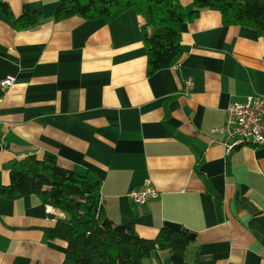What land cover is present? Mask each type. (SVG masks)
Instances as JSON below:
<instances>
[{"label":"crops","instance_id":"crops-1","mask_svg":"<svg viewBox=\"0 0 264 264\" xmlns=\"http://www.w3.org/2000/svg\"><path fill=\"white\" fill-rule=\"evenodd\" d=\"M58 1L0 0L15 18L41 16L18 29L0 9V82L14 77L0 87V185L13 161L52 156L100 178L98 224L153 240L169 222L195 236L183 255L155 250L141 264H264V227H250L264 219V146L226 154L211 133L229 104L264 97V37L205 9L178 28L179 62L148 75L134 11L56 22ZM146 182L159 196L140 206L128 194ZM63 217L35 195L0 197V264H62L66 245L45 229Z\"/></svg>","mask_w":264,"mask_h":264},{"label":"trees","instance_id":"trees-1","mask_svg":"<svg viewBox=\"0 0 264 264\" xmlns=\"http://www.w3.org/2000/svg\"><path fill=\"white\" fill-rule=\"evenodd\" d=\"M0 9L18 29L39 24L40 13L25 7L15 18L5 4ZM205 9L217 10L224 26H241L264 37V0H192V10L172 0H59L54 21L72 17L82 21L111 22L126 11L143 20L140 28L146 50L148 75L176 65L181 59L178 28ZM101 180L92 171L79 175L52 156L30 162L13 161L8 185H0V197L18 200L35 195L46 206L64 215L53 228L45 229L49 240L65 243L62 264H141L155 250L183 255L189 240L162 229L153 240L139 237L131 224L110 220L98 224ZM264 227V219L252 220L251 228ZM262 230V229H261ZM263 231V230H262Z\"/></svg>","mask_w":264,"mask_h":264},{"label":"built area","instance_id":"built-area-1","mask_svg":"<svg viewBox=\"0 0 264 264\" xmlns=\"http://www.w3.org/2000/svg\"><path fill=\"white\" fill-rule=\"evenodd\" d=\"M13 83L14 77L7 76L1 80L0 87L8 89ZM186 86L190 88L192 84L187 82ZM211 133L223 137L226 154L241 145L264 146V97L249 96L243 103L229 104L224 124ZM158 196L149 182H146L143 188L133 189L128 194V198L140 206L157 199Z\"/></svg>","mask_w":264,"mask_h":264},{"label":"water","instance_id":"water-1","mask_svg":"<svg viewBox=\"0 0 264 264\" xmlns=\"http://www.w3.org/2000/svg\"><path fill=\"white\" fill-rule=\"evenodd\" d=\"M164 226L170 230L171 232H173L176 235H184L187 237V239L189 240V242H193L195 239V236L193 234H191L190 232H188L187 230H183L181 229V227L179 225L173 224V223H169L166 222L164 224Z\"/></svg>","mask_w":264,"mask_h":264}]
</instances>
